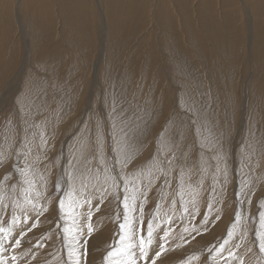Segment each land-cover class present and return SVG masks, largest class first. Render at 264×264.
Here are the masks:
<instances>
[{"label":"snow or ice","instance_id":"1","mask_svg":"<svg viewBox=\"0 0 264 264\" xmlns=\"http://www.w3.org/2000/svg\"><path fill=\"white\" fill-rule=\"evenodd\" d=\"M105 81L56 157L65 98L54 115H44L48 103L31 87L0 98L13 109L0 144V167L8 166L0 178V264H87L89 239L105 220L115 228L100 264H170L178 250V264H246L245 257L264 264V196L253 211L264 181L255 176L260 141L246 128L233 145L231 127L209 121L194 94L166 110L155 96L141 102L127 73ZM230 188L235 207L225 233L197 248V237L224 215ZM101 205L110 212L94 223Z\"/></svg>","mask_w":264,"mask_h":264},{"label":"rangeland","instance_id":"2","mask_svg":"<svg viewBox=\"0 0 264 264\" xmlns=\"http://www.w3.org/2000/svg\"><path fill=\"white\" fill-rule=\"evenodd\" d=\"M126 73L141 102L155 96L171 110L178 98L194 94L209 121L231 127L233 145L247 128L260 141L258 150L264 148V0H0V98L10 100L31 87L48 103L44 115H54L61 97L66 101L52 157L78 127L92 97L99 98L105 76ZM54 81L63 86L53 89ZM12 110L0 103V144ZM7 167H0V178ZM58 172L54 167L53 184ZM261 174L264 158L255 171ZM262 196L264 181L253 211ZM232 198L230 188L224 215L203 239L197 237V248L225 233L234 214ZM56 207L54 201L49 211ZM100 207L94 223L110 212ZM114 228L105 220L94 232L87 264H100ZM183 255L178 250L168 260L178 264ZM245 260L248 264L249 257Z\"/></svg>","mask_w":264,"mask_h":264}]
</instances>
